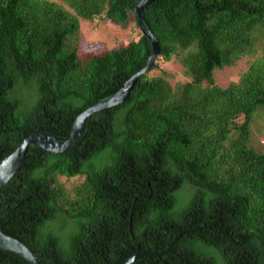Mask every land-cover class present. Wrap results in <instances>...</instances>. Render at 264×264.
Wrapping results in <instances>:
<instances>
[{"label": "trees", "instance_id": "trees-1", "mask_svg": "<svg viewBox=\"0 0 264 264\" xmlns=\"http://www.w3.org/2000/svg\"><path fill=\"white\" fill-rule=\"evenodd\" d=\"M140 0H0V160L24 137H70L152 53L147 37L81 55L80 21L131 22ZM160 51L128 99L91 115L64 153L30 145L0 189V231L38 264H264V0H154L141 11ZM262 51V52H261ZM252 59L222 88L214 71ZM188 80L172 87L158 60ZM256 113V114H255ZM82 178L67 189L59 178ZM0 264H26L0 250Z\"/></svg>", "mask_w": 264, "mask_h": 264}, {"label": "water", "instance_id": "water-1", "mask_svg": "<svg viewBox=\"0 0 264 264\" xmlns=\"http://www.w3.org/2000/svg\"><path fill=\"white\" fill-rule=\"evenodd\" d=\"M152 1L154 0H140L134 8V14L139 31L143 36L148 38L152 46V53L150 54L146 65L139 71H137L134 75H132L130 79H128L124 83V85L111 97L92 105L91 107L80 113L73 123L72 131L68 139L61 140L48 133H36L24 137L22 143L18 147H16V149L6 154L0 160V189L11 179H13L16 173L20 170L21 166L23 165L26 151L28 150L30 145L39 147L45 151L52 153H64L65 151L71 149L78 142L85 129L87 120L91 115L120 105L128 99L130 92L138 79L151 70L160 51L158 40L143 24L141 19L142 9L145 5ZM0 250L9 251L18 255L26 264H38L35 255L23 243H21L17 239L4 235L1 231ZM151 255L156 254L142 251L140 246L136 244L135 254L124 264H133L140 257Z\"/></svg>", "mask_w": 264, "mask_h": 264}, {"label": "rangeland", "instance_id": "rangeland-1", "mask_svg": "<svg viewBox=\"0 0 264 264\" xmlns=\"http://www.w3.org/2000/svg\"><path fill=\"white\" fill-rule=\"evenodd\" d=\"M138 32L139 30L133 22L127 29H120L109 20H100L99 18H95L93 21L81 20L80 53L81 55H89L101 53L105 49L126 46L129 42L138 39ZM251 60L249 57H243L234 66L215 70V83L225 88L231 82L238 81L240 75L247 70ZM158 64L159 70H155L151 75L163 76L172 87L188 80L177 60L172 59L170 62L158 60ZM250 145L254 150L264 153V108L259 109L253 119L250 127ZM59 180L65 184L67 189H70L81 182L82 178L66 180L64 177H60Z\"/></svg>", "mask_w": 264, "mask_h": 264}]
</instances>
